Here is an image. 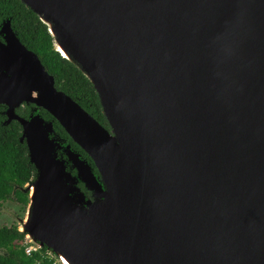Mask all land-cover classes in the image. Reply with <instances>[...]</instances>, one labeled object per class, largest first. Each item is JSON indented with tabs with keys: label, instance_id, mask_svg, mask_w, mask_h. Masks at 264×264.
I'll use <instances>...</instances> for the list:
<instances>
[{
	"label": "water",
	"instance_id": "95a60500",
	"mask_svg": "<svg viewBox=\"0 0 264 264\" xmlns=\"http://www.w3.org/2000/svg\"><path fill=\"white\" fill-rule=\"evenodd\" d=\"M20 1L109 129L3 27L4 125L20 123L37 171L19 231L59 264H264V0ZM23 104L93 165L67 146V171L53 122Z\"/></svg>",
	"mask_w": 264,
	"mask_h": 264
},
{
	"label": "trees",
	"instance_id": "16d2710c",
	"mask_svg": "<svg viewBox=\"0 0 264 264\" xmlns=\"http://www.w3.org/2000/svg\"><path fill=\"white\" fill-rule=\"evenodd\" d=\"M5 7L14 16V27L21 41L38 55L48 73L55 77L58 90L109 129L96 90L77 66L55 50L48 27L20 0H8L0 5V9ZM28 113V108L18 111L21 117H26ZM43 115L48 113L43 111ZM5 120L0 114V206L13 202L27 208L30 192L26 186L36 177L37 171L30 161L26 143L21 142V125L14 121L5 126ZM25 241L26 234L19 231L17 224L0 228V264H59L47 248L29 256L24 247Z\"/></svg>",
	"mask_w": 264,
	"mask_h": 264
},
{
	"label": "flooded vegetation",
	"instance_id": "af4514ba",
	"mask_svg": "<svg viewBox=\"0 0 264 264\" xmlns=\"http://www.w3.org/2000/svg\"><path fill=\"white\" fill-rule=\"evenodd\" d=\"M8 0H0V5L3 4L4 2H7ZM6 25H10V27L12 28V30L14 31L15 34H17V36L19 37L20 41H21V38L18 34V32L15 30V27H14V16L11 15V12L10 10H6V7L5 8H1L0 9V42L2 43H6V40H5V36L1 33L2 30H3V27H5ZM21 43L23 44V42L21 41ZM24 45V44H23ZM25 46V45H24ZM27 49L28 47L25 46ZM29 51L33 52L32 50L28 49ZM35 53V52H33ZM36 54V53H35ZM54 77V76H53ZM55 78V77H54ZM56 80V79H55ZM57 88V86H56ZM58 89V88H57ZM60 91V90H59ZM67 95V94H66ZM75 101V100H74ZM24 108H28L29 109V113L26 117H21L19 114H18V111L20 109H24ZM4 110L3 112L0 111V114L3 115L7 121V117H6V114L5 112L7 111V107L5 106H0V110ZM34 109H35V106L34 105H27V104H23L20 108H18L16 110V113L17 115H19L21 118H24V119H29L30 116L34 113V114H40L46 121L48 122H53L54 124V129H55V133H53V135L51 136V138L55 139L56 141L60 142L61 145L63 146V149H60L58 150V158L62 161H65L67 162V171H69L73 176H75L77 174L76 170L72 169V165L69 163V156L67 154V152H65V148L67 146H70L72 151L76 152V153H79L82 157V159L86 160L87 162H90L92 165H93V161L91 160V158H89V156L83 152L81 150V148L76 145L73 140L68 136V134L65 132V130L60 126V124L48 113L47 116L43 115V109H39L36 113L34 112ZM46 112V111H44ZM14 122V121H13ZM17 122V121H16ZM5 123V122H4ZM12 123V122H11ZM10 123V124H11ZM19 123V122H18ZM9 124V125H10ZM20 124V123H19ZM22 127V126H21ZM23 130V128H22ZM65 133V134H64ZM83 186V188L81 187ZM79 187L84 191V185H82L81 183L79 184ZM87 195L89 197H91V194L89 192H86Z\"/></svg>",
	"mask_w": 264,
	"mask_h": 264
},
{
	"label": "rangeland",
	"instance_id": "374dc122",
	"mask_svg": "<svg viewBox=\"0 0 264 264\" xmlns=\"http://www.w3.org/2000/svg\"><path fill=\"white\" fill-rule=\"evenodd\" d=\"M29 207H24L13 202H7L0 206V228L17 224L20 230L28 219ZM27 240H29L26 237ZM59 263V261H57Z\"/></svg>",
	"mask_w": 264,
	"mask_h": 264
},
{
	"label": "built area",
	"instance_id": "2783aa9c",
	"mask_svg": "<svg viewBox=\"0 0 264 264\" xmlns=\"http://www.w3.org/2000/svg\"><path fill=\"white\" fill-rule=\"evenodd\" d=\"M24 247L26 248V253L31 256L32 254L38 252L40 249L36 247L32 242L26 239L24 242Z\"/></svg>",
	"mask_w": 264,
	"mask_h": 264
},
{
	"label": "bare ground",
	"instance_id": "6f19581e",
	"mask_svg": "<svg viewBox=\"0 0 264 264\" xmlns=\"http://www.w3.org/2000/svg\"><path fill=\"white\" fill-rule=\"evenodd\" d=\"M61 50L64 51V50L62 49V47H61ZM64 54H65V53H64ZM63 259H64L65 264H70V262L68 261V259H67L66 257H63Z\"/></svg>",
	"mask_w": 264,
	"mask_h": 264
}]
</instances>
